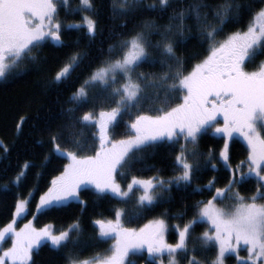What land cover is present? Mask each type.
Wrapping results in <instances>:
<instances>
[{
    "label": "snow or ice",
    "instance_id": "snow-or-ice-1",
    "mask_svg": "<svg viewBox=\"0 0 264 264\" xmlns=\"http://www.w3.org/2000/svg\"><path fill=\"white\" fill-rule=\"evenodd\" d=\"M68 2L0 0V81L23 80L35 73L43 77L46 87L72 89L67 99L70 106L59 116L61 122L42 129L51 151L38 165L25 161L3 188L19 187L27 169H43L58 154L70 163L39 195L36 214L62 211L70 201H77L82 215L88 202L81 194L89 188L99 199H115L132 208L114 207L111 219L101 214V218L91 220L97 231L92 243L81 239V217L60 229L49 225L37 228L30 220L17 230L16 218L28 213L34 186L27 199L17 197L14 219L0 229V242H12L0 252V264H35L34 256L42 245L60 255L64 264H137L134 257L145 253L147 264H164L165 256L167 264H225L228 254L235 256L237 264H264V59H260L264 57V0H197L187 9L179 6L183 0H159L158 5L145 0L114 2L112 17L129 19L119 25L125 31L110 30L107 51L101 48L99 58L90 51L97 35H103L94 0H80L77 9L92 15L65 23L59 13ZM169 8L172 14L166 24L154 19L133 23L146 12L163 16ZM188 20H195V25L187 24ZM72 31L87 38L85 50H74L63 61L42 55L45 48L68 47L66 37L70 38ZM154 36L159 39L154 41ZM192 41L200 51L190 57L177 54ZM188 59L197 61L190 71L186 69ZM157 64L160 72L139 71L144 65ZM249 64H255V69L248 70ZM86 68L88 74L81 78ZM74 80L79 81L78 86ZM172 98L181 102L167 106ZM158 102L166 106H155ZM125 116L128 131L115 139ZM24 119L16 124L17 133ZM89 127L96 129L91 136L99 144L92 149L93 155H81L89 149L84 139V130ZM209 133L223 140L218 154L214 149L201 151L200 142ZM234 133H239L247 146L246 160L235 166L230 158ZM38 143L43 145V141ZM161 145L175 152L172 175L165 178L159 168L147 178L135 174L144 171L137 167L143 154ZM0 149L9 151L3 139ZM218 164L230 173L224 187H216L215 177L206 185L193 187L203 168L216 170ZM40 175L42 172L37 173ZM252 176L256 177L253 195L234 191ZM174 189L208 192L211 198L196 201L190 219L185 220L189 209L184 205L171 216L166 209L138 229L125 227V222L171 203ZM225 200L234 203L218 207ZM170 219L185 222L170 225ZM202 223L210 227L194 242V230ZM170 230L177 236L175 243L166 239ZM109 240L113 243L107 254L80 258L86 249ZM241 244L247 257L239 256ZM198 251H215V255L198 259Z\"/></svg>",
    "mask_w": 264,
    "mask_h": 264
},
{
    "label": "trees",
    "instance_id": "trees-1",
    "mask_svg": "<svg viewBox=\"0 0 264 264\" xmlns=\"http://www.w3.org/2000/svg\"><path fill=\"white\" fill-rule=\"evenodd\" d=\"M119 3L120 0H94L96 9L98 10V19L100 26L103 28V35H97L95 42L91 46L92 56L99 58L101 56L100 49L103 48L107 51L108 43L110 42V30L115 29V31H125L119 28V25L124 23V17H112L111 6L113 3ZM197 0H183L179 4L180 7L185 9L188 8L190 3H195ZM209 2V0H205ZM242 3H247L248 0H241ZM145 3H156L158 5L159 0H145ZM80 7V0H69L66 7H62L59 13V19L65 23L69 22H79L81 17L84 15H92L91 13L79 12L77 9ZM172 14V9L169 8L168 12L163 16L156 13H144L143 16L137 18L133 23H139L141 19H154L159 24H166L168 22V17ZM248 17L245 16V21L247 22ZM189 25H195V20L186 21ZM131 23L129 27L131 28ZM234 30V29H233ZM79 37V42L77 43V38ZM155 41L159 37H152ZM66 42L68 47L66 48H56L49 47L45 48L42 55L49 57L50 60L63 61L67 55H70L74 50H85L88 46V40L82 32L72 31L71 37H66ZM200 51L198 47L195 46V41L186 48L178 52V55L184 57H190L193 52ZM264 59V57L260 58ZM259 61V60H258ZM257 61V62H258ZM98 62V59H97ZM197 62L188 59L186 64V69L190 71L192 65ZM256 62V63H257ZM54 66V64L52 65ZM255 64H249L248 69H254ZM88 69L86 68L82 73H80L81 78L88 74ZM139 71L142 72H160L161 67L157 64L156 67H150L148 65L142 66ZM78 86L79 81L73 82ZM71 88H65L63 86L59 88L46 87L44 84L43 77L37 74H33L23 80L3 82L0 81V139L6 143L9 148L7 153H4L0 149V226L8 223L13 216L14 205L18 196L24 198L28 197L27 194L32 191L35 186L36 191L33 192L31 203L29 204L28 213L23 216L21 222L31 218L33 225L37 228L45 226V224H52L56 229L66 227L71 222H73L77 217H81L82 224L84 227V233L81 237L82 241L92 243L95 240L97 231L91 224V220L101 218V214L104 218L111 219L113 216L112 209L114 207L125 208L127 207L131 210L132 205H124L117 202V200H107L99 199L94 195V192L89 188L87 191H83L81 194V199L88 202L87 210L81 215V207L77 201H70L69 204L62 211L51 212L47 215H40L35 213V204L38 202L39 195L43 194L50 185L51 180L60 172L64 170L67 159L60 157L58 154L53 156L50 162L43 168L31 167L27 169V177L19 185V187L10 186L9 189H4L3 185L9 184L15 177V175L20 171L21 165L25 161H32L34 164H40L43 157L51 151V146L48 144V137L42 129L51 124L55 127L56 124L60 123L59 116L62 111L69 107L67 103L68 96L71 93ZM161 101L164 100V95L161 92ZM181 101L176 98H172L170 104L167 106H175V104ZM155 106L164 107L166 106L162 102H158ZM87 110V109H85ZM99 112V106L97 107V113ZM21 117H24L22 124V130L17 133L16 124L21 122ZM128 117H124V122L117 130V134L114 135L115 139L122 138L128 131L126 128V123ZM96 131L95 128L89 127L84 130V139L89 145V149L81 155H93L94 147H98L99 142H93V137L91 133ZM43 141V145L38 143ZM223 146V140L220 136H214L209 133L200 142L201 151H207L208 149L216 150L217 154L219 149ZM175 152L169 149L166 145H161L155 149L147 150L143 156V162L137 165L138 168H143L144 171L135 173L143 178L155 175V169H162V174L165 178L172 175V163L174 159ZM247 157V146L243 144L238 138H233L230 141V158L231 164L235 166L242 160H246ZM245 167L244 169H246ZM38 172H42V175L37 176ZM213 177L216 178V187H224L230 177V173L222 166H217L216 170L210 167H205L202 169L201 173L198 175L197 179L193 183V187L196 184L206 185L209 180ZM256 179L250 177L246 183L238 185L235 190H239L241 195L250 197L255 192ZM173 200L171 203L162 204L157 207L155 211L146 213L142 218L135 219L132 222H125V227L127 228H140L143 227L149 220L153 217H158L161 212L166 209L169 212V216L183 210L184 205H188L189 214L185 217V220L190 219L192 215L191 206L199 200L210 199L211 196L208 192L203 194L192 193L191 189L188 192H179L175 189L172 193ZM234 202L231 200H225L222 204H218L219 207H230ZM131 211L128 215H131ZM35 215V219L33 216ZM20 222V223H21ZM170 225L172 224H183L185 221L182 220H169ZM207 224L202 223L198 225L193 233V241L195 242V237H198L202 232L207 230ZM167 239L170 242H176V234L170 230L167 234ZM9 244V242L7 241ZM112 241L109 240L107 243L96 244L93 247L86 249L81 254V259L90 258L97 253L107 254V249L111 246ZM191 248L192 245L190 244ZM197 248L199 249V244L197 242ZM191 254V253H190ZM215 255V251H209L207 253H197L198 259L212 258ZM146 256V253L144 254ZM144 256L134 257L137 264H147ZM35 264H64L60 255L52 251L49 246H41L39 254L34 256ZM236 258L232 255L226 257V264H233Z\"/></svg>",
    "mask_w": 264,
    "mask_h": 264
},
{
    "label": "rangeland",
    "instance_id": "rangeland-1",
    "mask_svg": "<svg viewBox=\"0 0 264 264\" xmlns=\"http://www.w3.org/2000/svg\"><path fill=\"white\" fill-rule=\"evenodd\" d=\"M259 62V61H258ZM257 62V63H258ZM255 69V68H254ZM254 69H248V70H254ZM191 70V69H190ZM162 95H164V93L162 92ZM98 114V113H97ZM218 119L219 120H221V122H222V117H218ZM212 135H216V136H219V135H217V134H215V133H211ZM233 138H238L239 140H241L242 142H243V144L246 146V143H245V141L243 140V138L239 135V133H234L233 134ZM181 142H183V141H181ZM68 163H70V161L69 160H67L66 161V164H68ZM65 164V165H66ZM244 171L245 172H247V168L246 169H244ZM61 173V172H60ZM60 173L59 174H57L55 177H57V176H59L60 175ZM54 177V178H55ZM252 178H255L256 179V177H254V176H252ZM50 186V185H49ZM137 195H139V193H137ZM28 197H26V199H27ZM219 207V206H218ZM14 213V212H13ZM22 218L23 217H21V218H16V229L17 230H19L20 228H22L23 226H24V224H26V223H28V221H30L31 220V218H29V219H27V220H25L24 222H21V220H22ZM14 219V216H12V218L10 219V221L8 222V223H10L12 220ZM32 221V220H31ZM21 222V223H20ZM33 222V221H32ZM8 223H6V224H4V225H2V226H0V229H3V227L4 226H6ZM45 225H49V226H52V224H50V223H48V224H45ZM44 227V226H43ZM53 227V226H52ZM207 227L209 228L210 226L207 224ZM42 228V227H41ZM167 237L168 236H166V239H167ZM168 240V239H167ZM176 240H177V238H176ZM7 241L9 242V244L7 243ZM169 243H174V242H170V241H168ZM11 239H6L5 241H3V242H0V252H2L3 250H5V249H7V248H9V247H11ZM112 243H113V241H112ZM147 255V254H146ZM229 255H233V254H228L227 256H229ZM247 255H248V253H247V251H246V247L243 245V244H241L240 245V250H239V256L240 257H247ZM234 256V255H233ZM235 257V256H234ZM135 259V258H134ZM164 264H167V257L165 256V258H164ZM182 264H183V262H182ZM226 264V263H225ZM233 264H237V261L235 260V262L233 263Z\"/></svg>",
    "mask_w": 264,
    "mask_h": 264
}]
</instances>
